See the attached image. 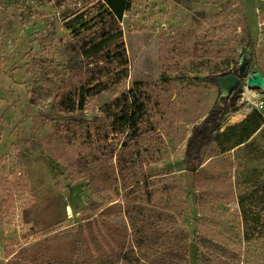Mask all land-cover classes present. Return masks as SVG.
I'll return each mask as SVG.
<instances>
[{"label": "rangeland", "instance_id": "1", "mask_svg": "<svg viewBox=\"0 0 264 264\" xmlns=\"http://www.w3.org/2000/svg\"><path fill=\"white\" fill-rule=\"evenodd\" d=\"M106 9L119 80L83 54ZM242 62L264 76V0H0V264H264V89ZM134 85L145 113L117 130L105 106Z\"/></svg>", "mask_w": 264, "mask_h": 264}, {"label": "trees", "instance_id": "2", "mask_svg": "<svg viewBox=\"0 0 264 264\" xmlns=\"http://www.w3.org/2000/svg\"><path fill=\"white\" fill-rule=\"evenodd\" d=\"M104 12L105 14H99L96 18H102L101 20L109 19L110 22H112V25L110 24L109 28L105 27V29L101 31L99 34V41L88 43L83 50V54L87 56L104 50L106 61L110 67L108 72L112 73L110 81L111 79L119 80L127 75V57L121 41H118L113 48L106 45V43H111L117 39L120 40L121 30L113 13L107 9L104 10ZM83 25L84 24H82L81 27ZM97 86L99 87V85ZM137 88V85H134L129 91L116 98L114 102L105 106L109 116L112 118V124L116 125L117 130L125 129L126 131H130L138 128V124L145 113V105L143 100H141L142 95L137 94ZM93 89H96V85L86 90L84 89V86L79 88V92L75 98L78 108L83 107L86 95L90 92L89 90ZM93 92L96 91L94 90ZM224 99L228 100L229 96H225ZM217 119L218 114L216 112H211L208 118L204 121L202 127L194 130L187 143L186 154L188 158L195 156L200 159L203 148L213 139L211 131L216 129ZM141 244L142 240H140V247ZM151 246L153 245H150V247ZM78 263L79 261H75L74 264ZM61 264H64V262L62 261Z\"/></svg>", "mask_w": 264, "mask_h": 264}, {"label": "water", "instance_id": "3", "mask_svg": "<svg viewBox=\"0 0 264 264\" xmlns=\"http://www.w3.org/2000/svg\"><path fill=\"white\" fill-rule=\"evenodd\" d=\"M248 72L250 74H248ZM243 74L247 75L246 84L248 87L257 86L261 89H264V76H262L256 69L246 66L244 62H242L238 67V75L242 76ZM238 75L228 74L224 76H218L215 78V81L223 88V90L231 92L236 85L239 89H242L240 77Z\"/></svg>", "mask_w": 264, "mask_h": 264}, {"label": "bare ground", "instance_id": "4", "mask_svg": "<svg viewBox=\"0 0 264 264\" xmlns=\"http://www.w3.org/2000/svg\"><path fill=\"white\" fill-rule=\"evenodd\" d=\"M224 92H227L226 90H224Z\"/></svg>", "mask_w": 264, "mask_h": 264}]
</instances>
